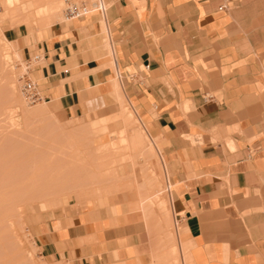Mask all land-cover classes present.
<instances>
[{
  "label": "crops",
  "instance_id": "0c3cea01",
  "mask_svg": "<svg viewBox=\"0 0 264 264\" xmlns=\"http://www.w3.org/2000/svg\"><path fill=\"white\" fill-rule=\"evenodd\" d=\"M106 1L102 19L29 38L23 56H43L29 73L38 90L70 115L131 101L164 162L189 263L264 264V0ZM101 224L76 208L43 220L41 258L135 264L133 235Z\"/></svg>",
  "mask_w": 264,
  "mask_h": 264
},
{
  "label": "rangeland",
  "instance_id": "374dc122",
  "mask_svg": "<svg viewBox=\"0 0 264 264\" xmlns=\"http://www.w3.org/2000/svg\"><path fill=\"white\" fill-rule=\"evenodd\" d=\"M51 1L23 0L31 8L9 6L11 15L0 22V264H47L34 229L68 208L87 211L92 227L100 221L131 233L135 264H190L177 240L164 162L131 101L123 111L116 98L93 114L70 115L40 90L34 103L24 96L23 48L46 25L65 21L64 0ZM48 2L59 8L38 15ZM15 29L25 36L12 38ZM94 123L105 126L99 138Z\"/></svg>",
  "mask_w": 264,
  "mask_h": 264
},
{
  "label": "built area",
  "instance_id": "2783aa9c",
  "mask_svg": "<svg viewBox=\"0 0 264 264\" xmlns=\"http://www.w3.org/2000/svg\"><path fill=\"white\" fill-rule=\"evenodd\" d=\"M64 2L63 15L65 21L81 19L93 13H98L102 17H105L108 9L106 0H64ZM225 7V5L221 6V8ZM41 58V54L38 53H33V55L28 56L24 61L25 71L19 76V80L22 83V92L30 103H34L43 98L35 80L29 74Z\"/></svg>",
  "mask_w": 264,
  "mask_h": 264
},
{
  "label": "bare ground",
  "instance_id": "6f19581e",
  "mask_svg": "<svg viewBox=\"0 0 264 264\" xmlns=\"http://www.w3.org/2000/svg\"><path fill=\"white\" fill-rule=\"evenodd\" d=\"M6 1V8L4 9V12L2 13L1 12V10H0V22H1V20H3L5 17H8V16H10L11 15V9L9 8V6H12V5H14L15 4V6L17 5H19V7H17L16 6V9L18 8V9H20L21 8V10H26L25 8H31V5L30 4H32V3H30V4H28V5H24V4H22L21 2L23 1H21L20 2V0H5ZM34 1V0H33ZM46 2L48 1V0H45ZM51 2H54V0H52ZM55 2H56V0H55ZM34 4H36L35 2H33ZM50 2H48L47 3V6H46V4H45V6L42 8V9H40V10H38V15L39 14H41V13H43V12H45V13H47V12H49V13H51V12H53L54 10L56 11V8L58 9L59 7H56L55 6V3H52V4H49ZM33 4V5H34ZM32 5V6H33ZM64 6H65V2H64ZM36 9H37V7H36ZM48 14V13H47ZM13 16V15H12ZM33 24V23H32ZM28 26H30L29 24H28ZM38 54H40V53H38ZM42 56V55H41ZM43 57V56H42ZM28 58V57H27ZM26 58V59H27ZM25 67V66H24ZM25 69V68H24ZM30 73V72H29ZM116 85V84H115ZM117 88V87H116ZM120 90V89H119ZM121 91V90H120ZM121 93H122V91H121ZM121 95V94H120ZM123 95V94H122ZM123 99V98H122ZM122 101H124V100H122ZM124 106H125V104H124ZM125 109H126V107H125ZM128 116H132V115H129L128 114ZM124 117H127V114L124 116ZM122 118L121 117V120H123L124 121V123H125V119L126 118ZM94 121V120H93ZM101 121V120H100ZM95 124V127H94V131H93V135H95L96 137H100L101 136V134H103V133H101L102 131H103V129L105 128V126L103 125V123L102 124H97V123H94ZM93 126V125H92ZM137 134V133H136ZM137 135H139V134H137ZM106 137H107V135H106ZM139 138H140V136H139ZM108 139V138H107ZM121 139V138H120ZM101 140V139H100ZM122 140L124 141L125 140V138L124 137H122ZM89 141V140H88ZM136 142L137 141H134V146L135 147H137V144H136ZM138 143V142H137ZM106 144V143H105ZM98 146V145H97ZM100 147V146H99ZM98 149H101V148H98ZM110 149V148H109ZM101 151H103V150H101ZM94 152V151H93ZM114 153V152H113ZM113 153H111L112 155H113ZM93 155V154H92ZM110 155V154H109ZM108 157V156H107ZM34 172V171H33ZM155 197V196H154ZM154 197H151V198H154ZM158 198V197H157ZM156 199V198H155ZM153 200V199H152ZM158 200H159V198H158ZM155 201V200H154ZM64 203H66V202H68V199L67 198H64V201H63ZM159 202V203H158ZM156 203H158L160 206H162L164 209H168V204L164 201V200H159V201H157ZM44 206V205H43ZM161 209V208H160Z\"/></svg>",
  "mask_w": 264,
  "mask_h": 264
}]
</instances>
